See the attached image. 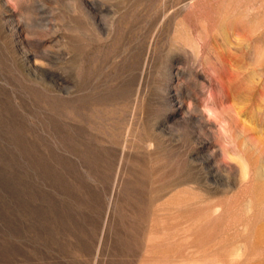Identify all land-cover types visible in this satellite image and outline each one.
<instances>
[{
  "label": "rangeland",
  "instance_id": "1",
  "mask_svg": "<svg viewBox=\"0 0 264 264\" xmlns=\"http://www.w3.org/2000/svg\"><path fill=\"white\" fill-rule=\"evenodd\" d=\"M0 264H264V0H0Z\"/></svg>",
  "mask_w": 264,
  "mask_h": 264
}]
</instances>
